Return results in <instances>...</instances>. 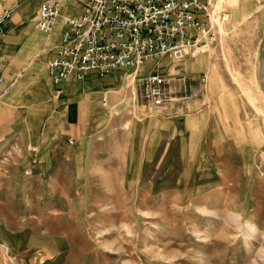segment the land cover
I'll use <instances>...</instances> for the list:
<instances>
[{"label":"rangeland","instance_id":"obj_1","mask_svg":"<svg viewBox=\"0 0 264 264\" xmlns=\"http://www.w3.org/2000/svg\"><path fill=\"white\" fill-rule=\"evenodd\" d=\"M126 71L70 122L0 89V264H264V0L208 51Z\"/></svg>","mask_w":264,"mask_h":264},{"label":"built area","instance_id":"obj_2","mask_svg":"<svg viewBox=\"0 0 264 264\" xmlns=\"http://www.w3.org/2000/svg\"><path fill=\"white\" fill-rule=\"evenodd\" d=\"M248 1L79 0L81 12L63 17L61 40L47 62L55 97L65 95L70 80H84L93 72L106 76L120 69H138L162 55L188 59L208 51L229 18V8ZM12 15L11 9L0 10V88L5 85L2 70L8 63L2 46ZM59 15V0H45L34 20L35 29L51 32ZM144 79L146 98L163 104L166 76L153 71Z\"/></svg>","mask_w":264,"mask_h":264},{"label":"crops","instance_id":"obj_3","mask_svg":"<svg viewBox=\"0 0 264 264\" xmlns=\"http://www.w3.org/2000/svg\"><path fill=\"white\" fill-rule=\"evenodd\" d=\"M44 1L0 0V10L6 8L13 11L7 24L8 36L2 46V50L8 55V63L2 70V76L5 85L11 86L5 93L4 99L11 102L10 95L13 93L14 100L18 102L13 101L14 105H9L12 109L26 106L31 108L29 105L32 103H47L49 106L61 109L64 121L70 122L83 118L85 96L99 99L104 94L113 92L123 81L127 71L120 69L106 76L93 72L84 80H70L65 84L66 91L63 98L55 99L52 95L54 88L47 73V62L54 56L56 46L61 40L63 17L67 14L80 13L81 6L79 0H59L60 15L56 24L51 32L44 33L34 27V20ZM39 82L43 85L39 95H44L46 88L48 90L46 99L36 98L33 85ZM16 84L18 87L15 86ZM93 107L97 108L98 105Z\"/></svg>","mask_w":264,"mask_h":264},{"label":"bare ground","instance_id":"obj_4","mask_svg":"<svg viewBox=\"0 0 264 264\" xmlns=\"http://www.w3.org/2000/svg\"><path fill=\"white\" fill-rule=\"evenodd\" d=\"M43 83V82H42ZM33 87H34V89H35V92H36V94H38L39 95V93H40V91L43 89V85H41L40 84V82L39 83H35L34 85H33ZM11 96V95H10ZM8 99V98H7ZM233 217H234V215H233ZM250 227V226H249ZM250 231H255V229H253L252 227L251 228H246V233H248V232H250ZM256 232V231H255ZM253 237L254 238H257L258 236H257V233H254L253 234Z\"/></svg>","mask_w":264,"mask_h":264}]
</instances>
